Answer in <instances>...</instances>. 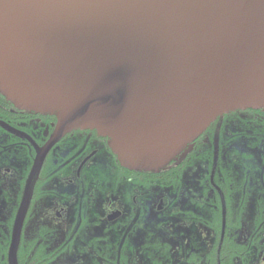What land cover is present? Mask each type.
<instances>
[{
    "label": "water",
    "instance_id": "1",
    "mask_svg": "<svg viewBox=\"0 0 264 264\" xmlns=\"http://www.w3.org/2000/svg\"><path fill=\"white\" fill-rule=\"evenodd\" d=\"M0 94L58 120L15 218L19 264L35 186L65 135L96 132L122 169L156 175L219 118L264 110V0H0Z\"/></svg>",
    "mask_w": 264,
    "mask_h": 264
},
{
    "label": "flooded vegetation",
    "instance_id": "2",
    "mask_svg": "<svg viewBox=\"0 0 264 264\" xmlns=\"http://www.w3.org/2000/svg\"><path fill=\"white\" fill-rule=\"evenodd\" d=\"M263 118L264 110L225 115L184 158L156 175L132 173L128 182L122 175L117 190H111L110 178L117 177L119 163L108 140L91 131L65 135L50 148L35 186L19 264L32 262L38 250L35 261L41 264H212L215 252L218 264H264V195L257 204L260 189L254 190L257 182L264 189V141L257 140L264 135L244 125ZM57 129L55 117L18 109L0 94V261L5 264L26 181ZM210 153L213 159L206 158ZM107 195L106 206L96 198ZM84 197L88 205L82 206ZM100 199L103 205H95ZM225 244L231 254L221 262Z\"/></svg>",
    "mask_w": 264,
    "mask_h": 264
},
{
    "label": "trees",
    "instance_id": "3",
    "mask_svg": "<svg viewBox=\"0 0 264 264\" xmlns=\"http://www.w3.org/2000/svg\"><path fill=\"white\" fill-rule=\"evenodd\" d=\"M244 125H247V127L248 126H255L256 128H258V130H261L260 132L264 135V118L263 119H256V121L255 122H252V123H249L248 121H246V123H244ZM257 140L258 141H264V137H261V138H257ZM207 157H209L210 159H213V155L210 153V155L208 154V156H206V158ZM262 160V159H261ZM264 162V161H263ZM112 166H113V168H115V170H117V168L115 167V164H114V162H113V164H112ZM120 165H118V170H117V174H116V176L117 177H115L114 178V180L115 181H111V182H116L115 184L118 186V184H120V182H121V179H123L121 176L122 175H125V176H123L124 177V180L126 181V182H128V178H130V176H132V173H130V172H128V171H126V170H124V169H120V167H119ZM124 172V173H123ZM97 174H100V175H107V174H105V172H103V171H99ZM153 178V177H152ZM152 178H150V179H146V180H144L143 181V183H144V185H146V183L147 182H149V181H151L152 180ZM101 180H103L104 178H100ZM96 180H98V179H96ZM137 180V178L135 179V181ZM99 181V180H98ZM156 181V180H155ZM161 183V182H160ZM113 184V183H112ZM257 184V188L255 187V189L254 190H256V189H260V191H257L256 193H255V197H256V199H258V197H259V199H258V201H257V204H261V201H260V195L261 194H263L264 195V189L260 186V182H257L256 183ZM115 185V186H116ZM160 186H161V184H160ZM118 189V187H112V190H117ZM212 231L214 232V233H216L217 231H218V229L215 227V229H212ZM165 246H167V247H165V248H169V246L168 245H165ZM1 248V247H0ZM231 245L230 244H225L224 245V250L221 252V256H220V260H221V262H222V260L224 259V257L226 256V255H228V254H231ZM228 249H230V250H228ZM2 252V251H1ZM37 252H39L38 253V255L37 256H35L34 257V260L32 261V262H28V263H26V261H24L23 259V261H21L20 260V264H41L39 261H35L36 259H38L39 258V256H40V254H41V251L40 250H38ZM3 253V252H2ZM216 254H218V253H212V256H213V258H210L209 259V261H211V263L212 264H218L217 263V258H216ZM20 257H22V255L20 254ZM230 261H231V259H230ZM0 264H5V262H2V261H0ZM97 264V263H96ZM224 264H225V262H224ZM228 264V263H227Z\"/></svg>",
    "mask_w": 264,
    "mask_h": 264
},
{
    "label": "rangeland",
    "instance_id": "4",
    "mask_svg": "<svg viewBox=\"0 0 264 264\" xmlns=\"http://www.w3.org/2000/svg\"><path fill=\"white\" fill-rule=\"evenodd\" d=\"M114 177H115V175H114ZM111 181H115L113 178H110V182ZM113 183V185H111V190H112V187L115 185V183L116 182H111V184ZM65 184V183H64ZM66 185V184H65ZM64 188V187H63ZM67 188V187H66ZM108 197H109V195H107V196H100V197H97L96 196V198H98V200H99V198H102L104 201H105V206L108 204V202H107V199H108ZM102 199H100V202L98 203V202H96L95 203V205H98L99 204V206H102L103 205V203H102ZM82 200V199H81ZM72 202H73V200H72ZM72 202L69 204V206H71V204H72ZM80 204V203H79ZM81 205L83 206V205H88V201H87V199L84 197V199L82 200V202H81ZM90 205H91V203H90ZM57 207H59V206H57ZM57 209H59V208H57ZM59 211V210H58ZM119 225H121V224H119ZM122 226V225H121ZM119 228V226H115L114 227V229H117V230H119L118 229ZM104 232H102L101 234H103ZM119 240V239H118ZM71 253V252H70ZM74 260V259H73ZM71 262V264H88V263H91V262H88V263H86L85 261H70Z\"/></svg>",
    "mask_w": 264,
    "mask_h": 264
}]
</instances>
